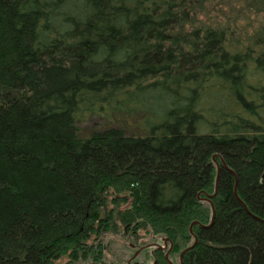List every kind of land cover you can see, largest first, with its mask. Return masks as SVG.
Returning a JSON list of instances; mask_svg holds the SVG:
<instances>
[{
	"label": "trees",
	"instance_id": "1",
	"mask_svg": "<svg viewBox=\"0 0 264 264\" xmlns=\"http://www.w3.org/2000/svg\"><path fill=\"white\" fill-rule=\"evenodd\" d=\"M223 6L0 0V264H264V29Z\"/></svg>",
	"mask_w": 264,
	"mask_h": 264
},
{
	"label": "rangeland",
	"instance_id": "2",
	"mask_svg": "<svg viewBox=\"0 0 264 264\" xmlns=\"http://www.w3.org/2000/svg\"><path fill=\"white\" fill-rule=\"evenodd\" d=\"M221 1L224 4V13L222 12L221 14H224L228 24H231L233 29L236 30V37L238 39L242 40L248 38L249 35H252L256 30L264 29V4L262 11L258 9L257 11L252 10L246 13L241 6L242 0ZM261 1L264 2V0ZM93 122L92 120H88L83 123V125L88 129ZM146 245L148 244L144 246ZM144 246L132 237H124L120 232L115 234L109 233V235L105 237V243L103 244V248L105 249L103 259L115 264H129V261L136 255L134 260L138 258L144 261L145 264H153L155 260L153 255L154 247H150L149 250H146ZM164 247V245L161 246V248L165 249ZM182 258L180 256H175L173 259L169 257V260L172 264H174V262L179 264Z\"/></svg>",
	"mask_w": 264,
	"mask_h": 264
},
{
	"label": "water",
	"instance_id": "3",
	"mask_svg": "<svg viewBox=\"0 0 264 264\" xmlns=\"http://www.w3.org/2000/svg\"><path fill=\"white\" fill-rule=\"evenodd\" d=\"M220 170H218V174H217V180H216V190L218 189L217 188V186H218V183H219V180H220ZM244 206V205H243ZM245 207V206H244ZM212 210L214 211L213 212V217H212V220H211V224H210V226H212L213 224H214V219H215V216H216V212H215V210H214V208H213V206H212ZM195 224V223H194ZM194 226V225H193ZM193 226L191 227V231H192V229H193ZM209 226V227H210ZM168 243V240H165V242H164V246L166 247V244ZM164 247V248H165ZM136 256V255H135ZM135 256L132 258V260H134V258H135ZM167 259L169 260V257H168V254H167ZM132 260L131 261H129V264L132 262ZM170 262V261H169ZM170 264H172V263H170Z\"/></svg>",
	"mask_w": 264,
	"mask_h": 264
},
{
	"label": "flooded vegetation",
	"instance_id": "4",
	"mask_svg": "<svg viewBox=\"0 0 264 264\" xmlns=\"http://www.w3.org/2000/svg\"><path fill=\"white\" fill-rule=\"evenodd\" d=\"M167 244H168V243H167ZM167 244H166V247H165V249H166V248H168ZM162 249H163V248H162ZM170 251H171V250H170ZM167 254L169 255V252H168Z\"/></svg>",
	"mask_w": 264,
	"mask_h": 264
}]
</instances>
